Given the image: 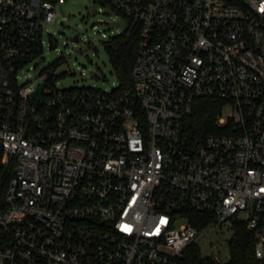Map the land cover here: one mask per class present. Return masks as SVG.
I'll list each match as a JSON object with an SVG mask.
<instances>
[{"label":"built area","instance_id":"2783aa9c","mask_svg":"<svg viewBox=\"0 0 264 264\" xmlns=\"http://www.w3.org/2000/svg\"><path fill=\"white\" fill-rule=\"evenodd\" d=\"M100 1L141 26L127 90L23 75L66 0H0V264H182L238 223L264 259V0Z\"/></svg>","mask_w":264,"mask_h":264},{"label":"rangeland","instance_id":"374dc122","mask_svg":"<svg viewBox=\"0 0 264 264\" xmlns=\"http://www.w3.org/2000/svg\"><path fill=\"white\" fill-rule=\"evenodd\" d=\"M57 17L47 25L44 41L43 59L33 60L23 75L36 77L46 65L64 55L67 58V74L62 81L64 86H92L101 89H113L119 80L112 67L105 42L121 33L127 27V20L116 14L100 0H66L56 9ZM80 34L82 42L78 44L74 37ZM233 113L231 107H225L223 116ZM233 231L225 227H214L198 242L205 256L217 258L223 263L231 260L230 241Z\"/></svg>","mask_w":264,"mask_h":264},{"label":"trees","instance_id":"16d2710c","mask_svg":"<svg viewBox=\"0 0 264 264\" xmlns=\"http://www.w3.org/2000/svg\"><path fill=\"white\" fill-rule=\"evenodd\" d=\"M124 18L127 20V27L123 32L105 42V48L119 80V88L127 90L133 87L131 73L139 52L141 26L132 18ZM198 101L191 120L192 128L195 130L199 124L208 120L213 123L219 113V106L212 99ZM255 246V232L249 230L246 224L238 223L230 242L231 260L229 262L222 263L204 256L198 245H192L187 250L182 264H264V259L257 257Z\"/></svg>","mask_w":264,"mask_h":264},{"label":"water","instance_id":"95a60500","mask_svg":"<svg viewBox=\"0 0 264 264\" xmlns=\"http://www.w3.org/2000/svg\"><path fill=\"white\" fill-rule=\"evenodd\" d=\"M75 39L78 41L79 40V36L78 35H76L75 36ZM37 94H38V90L34 93V97H36L37 96Z\"/></svg>","mask_w":264,"mask_h":264}]
</instances>
